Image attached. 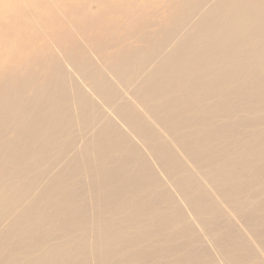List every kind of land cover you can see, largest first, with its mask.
I'll list each match as a JSON object with an SVG mask.
<instances>
[{
    "label": "bare ground",
    "instance_id": "bare-ground-1",
    "mask_svg": "<svg viewBox=\"0 0 264 264\" xmlns=\"http://www.w3.org/2000/svg\"><path fill=\"white\" fill-rule=\"evenodd\" d=\"M89 5L10 13L0 264H264V0Z\"/></svg>",
    "mask_w": 264,
    "mask_h": 264
},
{
    "label": "rangeland",
    "instance_id": "rangeland-1",
    "mask_svg": "<svg viewBox=\"0 0 264 264\" xmlns=\"http://www.w3.org/2000/svg\"><path fill=\"white\" fill-rule=\"evenodd\" d=\"M91 1L56 0V4L60 3L62 7H73L74 10H77L80 6L83 8L90 7L89 2ZM40 2L41 0H0V73L10 69V57L8 50H6L10 44V42L8 43L10 41V13H13L14 9L21 10L25 5H40Z\"/></svg>",
    "mask_w": 264,
    "mask_h": 264
}]
</instances>
